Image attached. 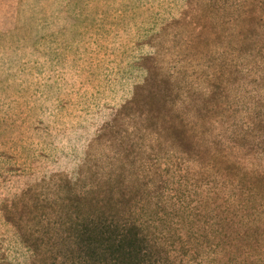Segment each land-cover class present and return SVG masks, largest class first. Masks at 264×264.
<instances>
[{"label": "rangeland", "instance_id": "obj_1", "mask_svg": "<svg viewBox=\"0 0 264 264\" xmlns=\"http://www.w3.org/2000/svg\"><path fill=\"white\" fill-rule=\"evenodd\" d=\"M108 221L264 264V0H0V264H86Z\"/></svg>", "mask_w": 264, "mask_h": 264}, {"label": "trees", "instance_id": "obj_2", "mask_svg": "<svg viewBox=\"0 0 264 264\" xmlns=\"http://www.w3.org/2000/svg\"><path fill=\"white\" fill-rule=\"evenodd\" d=\"M119 226L114 221L100 222L85 231L86 264H150L151 254L145 246L148 238L137 225ZM91 261L93 263H91Z\"/></svg>", "mask_w": 264, "mask_h": 264}]
</instances>
